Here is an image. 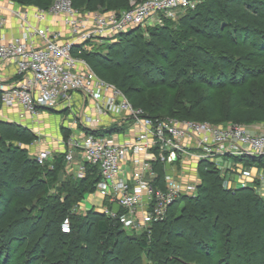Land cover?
<instances>
[{
    "label": "trees",
    "instance_id": "16d2710c",
    "mask_svg": "<svg viewBox=\"0 0 264 264\" xmlns=\"http://www.w3.org/2000/svg\"><path fill=\"white\" fill-rule=\"evenodd\" d=\"M12 1L41 9L51 2ZM201 1L177 21L166 20L167 24L153 28L149 39L136 27L106 41L103 50L78 45L72 53L84 58L98 76L121 89L133 106L142 108L150 118L170 116L212 124L264 122V68L247 66L264 65V0ZM71 2L76 8L110 11L120 0ZM169 53L173 55L169 57ZM215 88H224L226 95L219 106L212 101ZM116 130L119 127L90 131L104 134ZM62 131L66 137L68 130L62 127ZM35 138L16 123L0 121V264H7L8 256L2 254L7 250L12 255L25 254L23 264H75L76 253L81 264H134L135 250L148 252V257L157 253V264H217L213 254L218 232L248 249L250 261L259 259L257 254L252 256L254 251L264 256V202L251 188L232 194L212 164H199L200 183L194 196L174 201L165 218L152 224L150 235L133 236L121 228L119 217L94 208L76 213L74 207L95 191L97 166L85 163L81 178L67 174L66 147L38 164L27 149ZM247 162L264 165V156ZM155 169L161 178L162 165L155 164ZM65 219L68 231L61 228ZM236 221H246L252 227L250 247L245 232L229 230ZM196 223L202 224L203 234L195 232ZM127 244L134 251L131 260L123 258ZM176 250L183 251L180 262L169 258ZM59 251L61 263L56 261ZM13 260L16 258L9 264ZM260 261L264 263L263 258Z\"/></svg>",
    "mask_w": 264,
    "mask_h": 264
},
{
    "label": "built area",
    "instance_id": "2783aa9c",
    "mask_svg": "<svg viewBox=\"0 0 264 264\" xmlns=\"http://www.w3.org/2000/svg\"><path fill=\"white\" fill-rule=\"evenodd\" d=\"M200 1L143 0L123 11L82 12L71 0H53L48 8L32 11L12 0H0V29L6 27L8 16L17 18L20 29L17 35L0 34V104L16 110L23 121L36 118L42 110L71 107L74 96L89 101L83 102L80 117L74 121L77 132L61 140L67 149L65 170L81 178L85 163L96 165L99 180L93 193L102 197V203L99 208H89L119 217L135 230L148 232L153 222L165 218L174 201L196 194L200 183L197 174L183 178L181 164L191 161L196 168L212 164L223 173L231 165L241 168L247 163L241 161L243 158L264 156V130L254 132L238 123L223 126L150 118L72 50L78 45L90 49L93 42L113 40L136 27L177 21ZM49 17L63 22L67 38L43 24ZM9 64L15 68L13 78L2 72ZM110 126L121 129L107 134L91 132ZM125 128L127 133L120 137ZM51 157L45 149L34 155L38 164ZM157 163L163 167L161 178L155 169ZM260 175L257 178L264 182ZM241 177L246 179L245 173ZM68 227L65 219L61 228L68 231Z\"/></svg>",
    "mask_w": 264,
    "mask_h": 264
},
{
    "label": "rangeland",
    "instance_id": "374dc122",
    "mask_svg": "<svg viewBox=\"0 0 264 264\" xmlns=\"http://www.w3.org/2000/svg\"><path fill=\"white\" fill-rule=\"evenodd\" d=\"M52 2H53V0H51L49 6L51 5ZM200 2H202V1H200ZM208 2H209V0H205V4H207ZM123 4L128 5L129 8H131L134 5H136L134 0H120L119 5H121V6L118 5L117 7L112 8L114 10H110V11H116V10L123 11V10L129 9V8H125L123 6ZM200 4H202V3H200ZM200 4H199V6H200ZM19 6L22 9H26V8L32 7V6H22V5H19ZM33 7H35V6H33ZM48 7H46V8H48ZM36 8H38V7H36ZM46 8H44V9H46ZM103 8L104 7H102V8L101 7H94V10H86L82 6L81 8H78V9H80L82 12H84V11L109 12V11H103ZM173 22H175V21H173ZM164 24H167L166 20L161 21V23H159L158 25H145L143 27H138V30H139L140 33H142L144 35L145 39H149L150 38L149 33L153 30V28L158 27V26H163ZM171 28H174V27L171 26ZM106 41H108V40H98L96 42H93L90 45L91 46L90 49L98 48V50H103V47L105 46L104 43ZM185 42H186V40H185ZM171 54L172 53H169L168 56L171 57L173 55V54L172 55ZM157 62L161 63L159 58L157 59ZM247 66L249 68L252 67L255 70H261V69L264 68L263 63H256V64H253V65H247ZM230 69H231V66L228 67V70H230ZM170 78H171L170 76H168V78H167V82H169V83L171 81ZM192 88L197 89L198 91H201V92H205V89L203 87L197 85V84H192ZM224 88H228V86H226ZM224 88H215V89L212 90V98H213L212 101L215 102V104H217L218 106L222 103V101H224L223 99L226 96L225 93H224ZM162 90H165V88L163 87ZM76 98H78V99L73 101L75 103L71 107L62 106L61 108H57V109H46V111L47 110L50 111L48 113V119H47V123H46V124H48V126L46 127V124L45 123L43 124V126L45 125L44 129L46 131L49 129L48 130L49 132H53L54 128L57 127V124L58 125L60 124L59 126H62L63 122H61V121L65 120L67 118H73L74 121L75 120L78 121V119L80 117V114H81V111H82V109L84 107L83 106V104H84L83 102L88 103L89 101H86L81 96H77ZM127 100H129V99L127 98ZM135 108H140V107H135ZM0 110H1V107H0ZM43 111H45V110H43ZM142 111L147 116V114L145 113V111L143 109H142ZM37 117H39V115ZM4 118L5 117H3L2 119H4ZM158 118L172 119V117H170V116H163V117H158ZM5 120H6V122H8L7 117H6ZM5 120H2V121H5ZM182 120L197 121V120H193V119H182ZM39 121L40 120H38V123H36L37 126L41 125V123ZM9 122H12V121H9ZM197 122H204V121H197ZM12 123H16V122H12ZM28 123H24V124L16 123V124L20 125L21 127H24L25 129H27L31 133H34L33 129L28 126ZM30 124H31V121H30ZM229 124H232V123L224 122V123L218 124V125L227 126ZM256 126H258V127H256ZM247 127L251 131L261 132L262 130H264V122L254 123V124L248 125ZM119 129H121V128H119ZM126 130L127 129L125 128L123 132H120V134H121L120 137L123 136V134L125 135L127 133ZM61 132L63 134L62 129H61ZM104 134H107V133H104ZM43 135H50V134H47V133L46 134L42 133V134H38V135L35 134L36 138L32 141L31 145L27 146V149H28L29 152H30V150H32L33 145H35L36 148H37L38 145H41L42 143H44L46 141L45 140L46 136L43 137ZM64 138H66V137L63 136L62 139H64ZM33 157H34V155H33ZM249 160H250V157H246V158H243L241 161L246 162V161H249ZM193 169H194L193 172L197 174V178L199 179V182H200V168L199 167L196 168V166L193 165ZM194 173H193V176H192V174H188V175L184 174L183 178H189V177H190V179L192 177L194 178L195 177ZM244 173H245L246 179H243L241 177V174H244ZM221 175L223 176V179H224L225 188L229 189L232 192V194L235 193L236 190H239V189H242V188H251L252 190H254V192L257 194V196L264 202V182H261V180L257 178L259 175L260 176H264V165L263 164L257 165L255 163L247 162L241 168L240 167L237 168L234 165H231L229 171L227 173L226 172H224V173L221 172ZM186 176H188V177H186ZM84 198L82 199L81 202L84 201ZM96 204L97 205H101V202H100L99 199L96 200ZM179 205H182V203H179ZM84 210H86V209L82 208L80 203H79V205L77 204L76 207H74V211L76 213H83ZM218 214H220V213L218 212ZM221 220H222V215H221V218L219 219L217 224H220ZM119 223L121 225V228L128 235L141 236L142 233L147 232V231H145L143 229L135 230L134 228L129 227V225L124 224L121 221H119ZM152 224H151V226H152ZM151 226L149 228V231L147 232V235L148 234L150 235ZM193 227H194V230H196L195 232L197 234H203L202 233V230H203L202 224L196 223V224H193ZM237 229H239V231L241 230V232H245V236H246L247 240L249 241V245L248 244L247 245L250 247V243L252 242L251 241L252 227L249 224H247L246 221H236V223L233 224V227H231L229 230H233L234 233L235 232L238 233ZM17 232H18V229H14V233H17ZM197 234L195 235V237L197 236ZM216 239H217V247H216V251L213 254V259H214L215 262H217V264H248V262L250 261L249 260L250 259V254H249V250L248 249L244 250L241 247L233 244V241L230 238V236L224 235V232H218L216 234ZM150 240H151V238H150ZM203 240H199V241L205 242ZM132 251L133 250H131L129 244H127L126 245V253H125L123 258L127 259V260L128 259L131 260L133 258L132 254H134L133 253L134 251L133 252ZM61 252L62 251H59L58 254H57V255H59V257H56V261L60 262V263L62 262V259H63V255L61 254ZM2 254L4 256H6V255L8 256L7 257V260H8L7 264H9V261L12 260L13 258L14 259L16 258V260H13L12 264H23V262H24L25 254H22V252L18 253L17 255H12V253L9 252V250H7L6 252L4 251V253H2ZM135 254L137 255V258L134 261V264L136 263V261H137L138 264H157V262H158L157 261L158 259L156 258V256H158L157 253L149 254L150 258L148 257V252H145V251H141V252L137 253L136 250H135ZM182 254H183L182 250H176L170 255L169 258H170V260L173 258L177 262H180V261H182V258H183ZM256 254H257L259 259L257 261L256 260L250 261L249 262L250 264H262L260 260L262 258L264 259V256L262 257L257 251H254L252 256H255ZM76 257H77V261L75 262V264H81V261L78 260V258H79V254L78 253H76ZM1 258L2 257L0 255V260H2Z\"/></svg>",
    "mask_w": 264,
    "mask_h": 264
},
{
    "label": "crops",
    "instance_id": "0c3cea01",
    "mask_svg": "<svg viewBox=\"0 0 264 264\" xmlns=\"http://www.w3.org/2000/svg\"><path fill=\"white\" fill-rule=\"evenodd\" d=\"M35 8L36 7L32 6V7L26 8V9L29 10V11H32ZM43 24L45 26H48L51 30L60 32V34H61V36L63 38H67L68 37V30H67V28L65 27V25L63 24V22L60 19L57 18V19L54 20V18L49 17V18H47V20ZM19 32H20L19 21L17 20V18L12 17V16H8L7 25H6V27L4 29H0V34L3 33L6 36H11V35H17ZM2 72L7 77H12L13 78V75L15 73V68H14L13 65L9 64V65H6V66H4L2 68ZM14 79H15V76H14ZM76 97L77 96H74L75 100L78 99ZM0 107H1V110H0V121L5 120L6 117H7L8 122L12 121V122H16V123H19V124H24V123H28L29 122L28 126L33 129V132L35 134H37V135L38 134H42V133L50 134V135H43V137L46 136V138H45L46 141L44 143H42L41 145H38L37 148H36L35 145H33L32 150H30V154L31 155H35L39 150H44V149L48 150L51 154H53L54 152H58V151L64 150V146H63V144L61 142V140L63 138V134L61 132L62 127L66 128L68 130V133L69 132H77V130L79 129L77 124L74 122L73 118H67V119L61 121V122H63L62 126H59L60 124L59 125L57 124V127L54 128V131L53 132H49L48 131L49 129L47 131L44 129L45 125L43 126V124L47 123L48 113L50 111H48V110L47 111L46 110L43 111L42 110L39 113V117H36V118H33V119L25 118V120L20 121L19 118L17 117V111L16 110L6 108V107H4L2 105H0ZM3 117H5V118L2 119ZM38 120H40L39 121L41 123L40 126H37V124H36V123H38ZM107 120H108L107 116L103 117V125H106ZM30 121H31V124H30ZM47 126H48V124H46V127ZM256 127H258V126H256ZM193 165L194 164L191 161L184 162L183 164H181L179 166V173L185 174V175L192 174V176H193V173H194L193 172L194 171ZM194 175H195V173H194ZM97 199H99L100 202L102 203V197L98 193L87 194L85 196L84 201L82 202V208H85V209H87L89 207H94L95 209L99 208L100 205L96 204V200Z\"/></svg>",
    "mask_w": 264,
    "mask_h": 264
}]
</instances>
